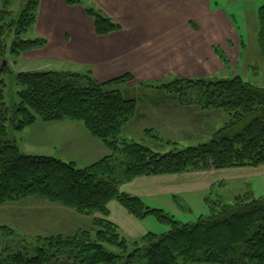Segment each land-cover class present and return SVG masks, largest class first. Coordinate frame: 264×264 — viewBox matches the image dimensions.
<instances>
[{
    "label": "trees",
    "instance_id": "trees-1",
    "mask_svg": "<svg viewBox=\"0 0 264 264\" xmlns=\"http://www.w3.org/2000/svg\"><path fill=\"white\" fill-rule=\"evenodd\" d=\"M1 1L0 75L12 73L10 59L16 63L15 58L44 49L49 43L39 36L24 37L34 30L40 0L23 1L19 12L10 10L13 0ZM66 3L78 6L82 0ZM84 10L97 35L120 30L111 17L92 7ZM259 14L264 29V6ZM261 41L264 48V30ZM133 79L128 74L101 83L91 73L22 71L15 75L21 91L19 102L13 105L4 101L6 83L1 80L0 206L37 196L85 214L99 212L108 217V203L117 201L135 218L156 216L169 230L149 232L138 241H130L118 226L95 219L90 230L69 238H40L34 255L28 249L2 264H264V197L247 194L237 197L232 205L215 202L209 215L199 217L194 224H182L162 209L148 207L142 198L119 190L138 177L264 165V88L240 76L178 81L183 85L171 89L180 91V98L169 96L171 100H190L183 106L200 103L203 110L223 112L225 123L208 143L162 154L123 135L133 120L144 117L138 114L137 99L124 97L121 89ZM193 87L197 97L191 93L194 98L186 97V89L192 91ZM38 119L82 121L111 155L79 169L75 163L55 157L24 154L16 141L9 139V132L22 131Z\"/></svg>",
    "mask_w": 264,
    "mask_h": 264
},
{
    "label": "rangeland",
    "instance_id": "rangeland-1",
    "mask_svg": "<svg viewBox=\"0 0 264 264\" xmlns=\"http://www.w3.org/2000/svg\"><path fill=\"white\" fill-rule=\"evenodd\" d=\"M23 1L25 0H13L10 10L19 12ZM94 1L82 0V7H92L101 14L109 16L108 12ZM184 6L182 3L181 11L187 12L188 10L183 9ZM208 6L210 9L219 8L225 11L231 20L230 26L235 31L234 34L232 32V36L230 34L224 45L214 46V52L221 64L219 66H222L221 70L219 68L220 72L204 78H191V80H230L240 76L245 82L264 88V48L261 41V32L264 29L259 14L264 6V0H210ZM2 8L3 4L0 0V12ZM206 11L207 9L205 7L203 9L200 5L195 11L191 9L190 14L196 13L197 18H200L204 13L207 14ZM68 19H70L68 26L71 28L74 18L69 16ZM190 19L195 20L193 16H190ZM192 20L190 23L195 26ZM203 21L198 22L201 23L199 26L209 31L208 22ZM119 26L120 30L117 32L123 29L122 25L119 24ZM24 37L36 38L37 36L34 31H30ZM32 52H38L34 54L35 57L53 56L50 49H46L45 54H39L42 49ZM15 60L16 63L14 58L10 59L12 73L0 75V81L4 80L6 83L4 101L8 105L19 102L18 92L21 91V87L16 83L15 75L22 71H75L82 74L91 73L95 78L90 67L76 70L70 65L63 69L60 65V57L54 58L49 68H45L44 60L25 62L22 57H17ZM135 79L134 77L132 81L123 84L121 89L125 92L124 97H136L138 111L146 114L147 117L138 118V121L133 120L123 134L125 139L148 145L155 152L165 154L175 149L184 150L208 143L211 137L223 127L225 123L223 112L203 110L200 103L189 107L183 106L185 103L190 104L188 103L190 100H185V103L171 100V97L180 98L177 96L181 95L180 91L174 92L171 87L183 85L178 81L184 78L176 77L161 82H139ZM194 90L196 91V87H193L192 91L186 89L185 93H188L186 97L194 98L191 94L197 97ZM59 122H65L68 125H61ZM76 126L86 129L82 121L45 122L38 119L22 131L11 130L9 139L16 141L24 154L55 157L66 163H74L75 160L78 162L79 169L90 167L111 155V151L87 129L94 140L88 141L85 138L86 134L77 131L76 129L79 128ZM146 130H152V132L147 134ZM68 137L74 139L73 143L77 139L79 141L69 146L64 141ZM96 140L101 148L97 147ZM102 148L108 149V155L102 156ZM119 190L130 195H143L138 197L142 198L148 207L162 209L182 224H194L199 217L210 214V207L215 202L222 201L232 205L237 197H244L247 194L256 198L264 197V165L138 177L129 183L122 184ZM107 209L110 212L108 217L99 212L85 214L75 208L37 196L26 197L0 206V264L28 249L32 252L30 255H34V247L38 246L40 238H69L81 231L90 230L94 226L95 219H104L118 226L122 235L130 241H138L149 232L163 234L169 230V225L160 222L156 216L151 215L144 220L135 218L117 201L108 203ZM110 250L117 252V249L113 247H110Z\"/></svg>",
    "mask_w": 264,
    "mask_h": 264
},
{
    "label": "crops",
    "instance_id": "crops-1",
    "mask_svg": "<svg viewBox=\"0 0 264 264\" xmlns=\"http://www.w3.org/2000/svg\"><path fill=\"white\" fill-rule=\"evenodd\" d=\"M209 1L95 0L115 22L123 26L119 32L99 36L94 32L93 20L85 15L84 9L89 7L84 8L83 4L69 6L66 0H40L33 31L35 36L49 41L39 54H45L46 49H50L53 56L35 57L34 54L38 52H30L24 54L22 59L25 62L44 60L45 68H49L52 66L51 61L60 57L63 69L70 65L76 70L90 67L101 83L127 74L133 75L139 82L208 77L222 69L214 46L224 45L235 31L230 26L232 23L226 12L219 8L210 9ZM182 3L187 12L181 11ZM200 5L207 9V14L204 13L200 18H197L196 13L190 14L191 9L195 11ZM69 16L74 18L71 28L68 26ZM190 16L195 20L190 19ZM190 20L195 26L191 25ZM202 21L208 22L209 31L199 26L201 23L198 22ZM138 114L144 116H140L141 119L147 117L139 111ZM76 127L79 128L77 131L86 134L88 141L94 140L84 127ZM82 140L85 141L83 137ZM64 141L71 146L79 140L73 143L74 139L68 137ZM97 147L101 148L98 141ZM105 155H108V149L102 148V156ZM74 163L78 162L74 160Z\"/></svg>",
    "mask_w": 264,
    "mask_h": 264
},
{
    "label": "water",
    "instance_id": "water-1",
    "mask_svg": "<svg viewBox=\"0 0 264 264\" xmlns=\"http://www.w3.org/2000/svg\"><path fill=\"white\" fill-rule=\"evenodd\" d=\"M4 67L7 68V63L6 62H4Z\"/></svg>",
    "mask_w": 264,
    "mask_h": 264
}]
</instances>
